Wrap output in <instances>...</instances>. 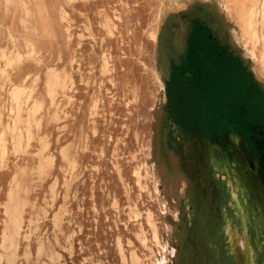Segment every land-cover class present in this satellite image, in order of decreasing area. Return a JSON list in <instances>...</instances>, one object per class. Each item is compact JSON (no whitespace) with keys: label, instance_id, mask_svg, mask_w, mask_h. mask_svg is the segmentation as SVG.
Wrapping results in <instances>:
<instances>
[{"label":"rangeland","instance_id":"obj_1","mask_svg":"<svg viewBox=\"0 0 264 264\" xmlns=\"http://www.w3.org/2000/svg\"><path fill=\"white\" fill-rule=\"evenodd\" d=\"M199 28L264 89V0H0V264H264V112Z\"/></svg>","mask_w":264,"mask_h":264},{"label":"crops","instance_id":"obj_2","mask_svg":"<svg viewBox=\"0 0 264 264\" xmlns=\"http://www.w3.org/2000/svg\"><path fill=\"white\" fill-rule=\"evenodd\" d=\"M202 32L204 31L199 28V33L194 39L195 56L197 63L200 62V67L202 68L203 65V69L205 68L204 73L214 75L215 80H213L218 87L217 92H220L223 86L226 94L232 99L231 104L233 105L234 100L239 102V105L234 104L233 107L237 105L242 108L241 103H244L246 107L252 108V110L261 109L264 112V89L252 71L248 69L242 57L228 50L223 53L218 49L220 47L217 48L213 43V38L206 33L207 39H205ZM199 72H201L200 69L199 71L195 69V75ZM204 73H200V76ZM182 82L189 89L192 88L193 81ZM195 91H198L197 94L202 92L192 88V92ZM225 109L226 106L223 110ZM236 114L238 113L236 112Z\"/></svg>","mask_w":264,"mask_h":264},{"label":"snow or ice","instance_id":"obj_3","mask_svg":"<svg viewBox=\"0 0 264 264\" xmlns=\"http://www.w3.org/2000/svg\"><path fill=\"white\" fill-rule=\"evenodd\" d=\"M229 188V195L230 197H234L238 192L239 189L237 187H233L232 185H226ZM172 254H175V250H172Z\"/></svg>","mask_w":264,"mask_h":264},{"label":"bare ground","instance_id":"obj_4","mask_svg":"<svg viewBox=\"0 0 264 264\" xmlns=\"http://www.w3.org/2000/svg\"><path fill=\"white\" fill-rule=\"evenodd\" d=\"M253 51V50H252ZM253 53V55L255 54L254 53V51L252 52ZM16 91V90H15ZM19 94V93H18ZM14 95H16V94H14ZM98 105V104H97ZM240 188V187H239ZM233 198V197H232ZM238 207V206H237ZM11 213V212H10ZM244 213V212H243ZM11 215V214H10ZM12 216V215H11ZM248 254V253H247Z\"/></svg>","mask_w":264,"mask_h":264}]
</instances>
